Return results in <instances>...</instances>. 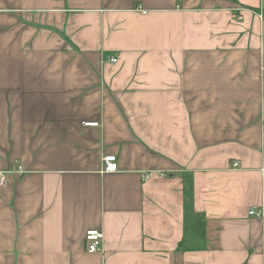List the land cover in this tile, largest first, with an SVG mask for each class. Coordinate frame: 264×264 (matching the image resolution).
<instances>
[{
  "label": "crops",
  "instance_id": "obj_1",
  "mask_svg": "<svg viewBox=\"0 0 264 264\" xmlns=\"http://www.w3.org/2000/svg\"><path fill=\"white\" fill-rule=\"evenodd\" d=\"M263 64L264 0H0V264H264Z\"/></svg>",
  "mask_w": 264,
  "mask_h": 264
},
{
  "label": "built area",
  "instance_id": "obj_2",
  "mask_svg": "<svg viewBox=\"0 0 264 264\" xmlns=\"http://www.w3.org/2000/svg\"><path fill=\"white\" fill-rule=\"evenodd\" d=\"M140 12L146 13L147 10L142 8H137ZM109 61L112 63H116L118 61V58L116 56H113L109 58ZM262 69L264 70V64L262 65ZM103 161V169L102 172H116L119 170V163L116 155L109 154L105 155L102 158ZM239 164L238 162H235L234 167H237ZM11 171H0V185L4 184L7 180V174ZM152 175H158L160 178L166 177L167 172L164 170H149L145 173V178L148 179ZM250 213L252 215H256L258 217L263 216V210H251ZM104 237L105 234L102 229H95L90 230L86 234V246L87 250L89 252H102L104 250Z\"/></svg>",
  "mask_w": 264,
  "mask_h": 264
}]
</instances>
